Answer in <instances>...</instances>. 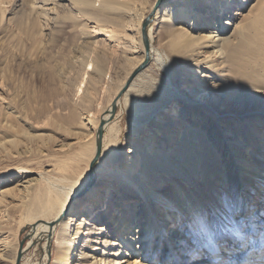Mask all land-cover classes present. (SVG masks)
Returning a JSON list of instances; mask_svg holds the SVG:
<instances>
[{
	"label": "bare ground",
	"instance_id": "obj_1",
	"mask_svg": "<svg viewBox=\"0 0 264 264\" xmlns=\"http://www.w3.org/2000/svg\"><path fill=\"white\" fill-rule=\"evenodd\" d=\"M25 1L33 14L28 16L42 18L47 11L59 10L57 2L63 0ZM71 1L79 13L103 25L137 33L146 14L154 10L148 53L142 36L134 42L125 35L128 48L141 53L125 79L146 56L151 62L147 75L143 78L141 70L117 104L122 97L124 102L141 99L142 122L126 138L124 149L115 142L102 151L93 184L75 161L92 158L94 152L75 137L82 152L70 157V165L64 161L65 145L55 144L62 157L59 165L23 171L13 182L3 176L0 208L16 201L17 208L26 210L21 228L32 229L31 240L47 246L55 240L51 264H119L132 249L137 260L127 259L126 264H149L138 259L161 242L170 246L163 259L172 264H264V230L254 218H249L245 230L236 217L249 211L248 199H253L244 188L264 187V163L245 124V117L264 114V0H143L138 8L118 0ZM5 4L0 0L1 19ZM122 13L130 22L122 20ZM81 34L84 44H91L87 33ZM95 72L100 74L102 66L97 64ZM154 76L158 87L145 79L156 80ZM181 84L188 91H182ZM176 103L184 105L183 119L173 115ZM109 111L101 121L113 140L119 130L113 119L108 120ZM8 114L2 118L0 148L14 143ZM220 138L225 141L223 156L213 154L220 151L216 150ZM18 194L21 198L15 199ZM259 200L260 196L255 202ZM171 236L179 240L180 252ZM24 251H12L0 240V263L16 264ZM155 255L151 252L149 259Z\"/></svg>",
	"mask_w": 264,
	"mask_h": 264
},
{
	"label": "rangeland",
	"instance_id": "obj_2",
	"mask_svg": "<svg viewBox=\"0 0 264 264\" xmlns=\"http://www.w3.org/2000/svg\"><path fill=\"white\" fill-rule=\"evenodd\" d=\"M6 1L7 4L3 6L4 16L2 19L0 18V136L4 132L3 115L9 113L7 123L11 129V135L14 136V143H5L0 148V179L8 175L10 176L8 179L13 182L18 180L26 170L42 171L55 164L59 165L62 157L56 151L55 144L65 145L66 157H64V161L70 165V157L81 156L82 147L80 148L76 140H73L77 137L80 138L81 146L84 145L94 152L91 159L85 156L80 157L82 161L79 158H76L75 161L80 164L81 169L85 168L84 177L89 183V164L94 158L96 150L95 132L101 118L111 108L112 101L134 69L125 79L127 73L141 56L138 48L135 49L136 51L128 48L130 44H127L125 35L137 42L138 38L142 36L141 29L140 33H137L118 25H103L101 22L79 13L71 0L58 1L57 4L61 5V8L54 10L53 13L47 11L46 15L43 14L42 16L46 17L45 19L42 17L44 21L42 18H34L35 15L34 17L28 16L33 14L29 13L30 6L25 0ZM118 1L133 7L135 5L136 8L143 3V0ZM97 4L98 2H96ZM240 6L242 7V5ZM51 7V5L45 6L48 9ZM146 15V18L150 17L151 19L147 26L148 33L153 25L154 10ZM121 18L124 22H130L127 13H122ZM21 23L23 26L20 31ZM134 23L137 24V22ZM102 25L103 27H101ZM82 31H85L90 37V46L84 44ZM154 47H156V43ZM150 59L149 57L147 67L142 70L143 78L147 75ZM97 64L102 66L100 74L95 72ZM89 65L92 70H89ZM153 78L156 80L145 79L152 81L151 83L155 87L160 86L158 78L155 76ZM81 85L82 87L78 89ZM180 89L188 91L182 87V84ZM131 100L127 99L124 102L122 97L116 115L111 121L116 123L119 134L112 140L107 130L108 125L106 126L102 137L101 153L104 149L108 151L107 147H111L115 142H120L119 149H124V143L129 138L131 131H138L139 124L143 119L142 110H140L143 103L139 102L141 99L131 98ZM200 103L205 104L203 101ZM172 107V105L167 107L169 110L166 113H170ZM173 110H175L173 113L175 117L178 115L183 119L181 111L184 110V105L176 103ZM170 116L168 115V117ZM245 118H247L245 124L250 128L253 140L257 143L258 156L262 160L261 163H264V114L262 117L255 118L250 115ZM80 124L84 126L79 131L77 128H80ZM75 130L78 134L74 133ZM219 133L222 135L221 132ZM220 140L221 144L216 148L217 151L220 150L219 153H213L217 156L225 154L223 147L225 141L222 138ZM129 147L127 145V148ZM109 154V152L106 153L104 159ZM100 158L101 155L93 166L94 181L95 168ZM8 185L7 187L12 186L10 183ZM250 188V186L244 188L246 195H253V199H248L249 211L236 217L241 218L245 224V230L249 229L252 218L259 223V229L264 230V218L260 217L264 215L262 208L264 187L256 186L253 191ZM258 196H260V200L256 203L255 200L257 201ZM15 197V199H20L21 194ZM16 203V201L13 203L8 201L0 208V240L10 246L12 251L15 249L25 250L21 254L19 264H51L56 247L55 240H52L49 246L44 241H32V229L21 228V222L27 215L26 210L22 207L17 208ZM185 226L183 223L181 229ZM168 227L171 232V226ZM251 237H249V242L253 241ZM170 238L173 240L176 250L180 252L182 247L179 246V240L174 236ZM254 238L258 237L254 235ZM137 243L138 241L133 243L134 248L137 247ZM167 249L170 250V246L161 242L158 248L144 253L138 261L149 264H172L173 262L163 259L164 251ZM131 252L129 257L121 258L119 264H126L127 259H131V262L136 261L134 249ZM151 252L156 255L150 260ZM242 256L243 254L239 255L238 260ZM177 264H181L180 261Z\"/></svg>",
	"mask_w": 264,
	"mask_h": 264
},
{
	"label": "water",
	"instance_id": "obj_3",
	"mask_svg": "<svg viewBox=\"0 0 264 264\" xmlns=\"http://www.w3.org/2000/svg\"><path fill=\"white\" fill-rule=\"evenodd\" d=\"M150 22H151V19H150V17H148L142 23V26H141L142 42H143V46L145 47L146 53H148V49H149V43H148V38H147V26ZM148 61H149L148 56H146L143 63L140 64L138 66V68L132 73V75L128 78L124 87L121 89L120 93L112 101L110 111L108 112V114H109L108 120L111 121L115 117L117 107H118L117 104H118L119 99L125 93V91L129 87V84L132 82V80L135 78V76L147 66ZM104 124H105V122L101 121V123L97 129V134H96L97 135V146H96V150H95V155H94V158L92 159V161L89 165V169H88V174H89V178H90L89 185L93 184V182H94V180H93V166H94L95 162L97 161V159L101 153V141H102V137H103V133H104ZM20 259H21V255L18 256L16 264L20 263Z\"/></svg>",
	"mask_w": 264,
	"mask_h": 264
},
{
	"label": "snow or ice",
	"instance_id": "obj_4",
	"mask_svg": "<svg viewBox=\"0 0 264 264\" xmlns=\"http://www.w3.org/2000/svg\"><path fill=\"white\" fill-rule=\"evenodd\" d=\"M89 68H91V66H89Z\"/></svg>",
	"mask_w": 264,
	"mask_h": 264
}]
</instances>
